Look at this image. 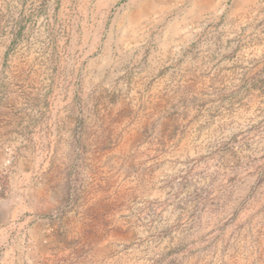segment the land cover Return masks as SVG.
Returning a JSON list of instances; mask_svg holds the SVG:
<instances>
[{
  "label": "rangeland",
  "instance_id": "rangeland-1",
  "mask_svg": "<svg viewBox=\"0 0 264 264\" xmlns=\"http://www.w3.org/2000/svg\"><path fill=\"white\" fill-rule=\"evenodd\" d=\"M248 2L0 0V264H264V76L218 66Z\"/></svg>",
  "mask_w": 264,
  "mask_h": 264
},
{
  "label": "crops",
  "instance_id": "crops-1",
  "mask_svg": "<svg viewBox=\"0 0 264 264\" xmlns=\"http://www.w3.org/2000/svg\"><path fill=\"white\" fill-rule=\"evenodd\" d=\"M248 5L245 4L244 6V12H247V10L251 9L253 11V8L255 7V4L249 0ZM235 20V17L233 18ZM252 30V29H251ZM226 38L224 40L226 41ZM244 45L240 47H232V48H224L223 51L227 52L228 54L234 52L235 54H238V56L233 57L228 56L227 58H221L218 61L219 74L222 76H227V83L230 84L231 81L229 79V76H235V75H241L244 73L248 76H264V37L260 38H254L253 35L249 37H244ZM202 52L200 53L203 55L205 53L204 48L201 49ZM200 57L197 58V64L200 65V67L205 68L206 64L204 63V66L201 64ZM237 63H240L242 66H237ZM199 70V68L197 69ZM199 74V73H197ZM258 91H261V89H258ZM221 246H214V245H208L206 246V249H199L198 247L194 250L193 254L190 253L189 256L185 259H180L178 264H218L216 263V255L213 256L214 251L219 254L221 251ZM238 251H241V255H238V261L236 264H252V258H246L244 255L245 247L240 246V249ZM227 255L223 257L224 260H226L225 264H230V251H227ZM184 255L187 254V252H183Z\"/></svg>",
  "mask_w": 264,
  "mask_h": 264
},
{
  "label": "bare ground",
  "instance_id": "bare-ground-1",
  "mask_svg": "<svg viewBox=\"0 0 264 264\" xmlns=\"http://www.w3.org/2000/svg\"><path fill=\"white\" fill-rule=\"evenodd\" d=\"M152 6V5H151ZM142 19V18H141ZM162 45V44H161Z\"/></svg>",
  "mask_w": 264,
  "mask_h": 264
}]
</instances>
